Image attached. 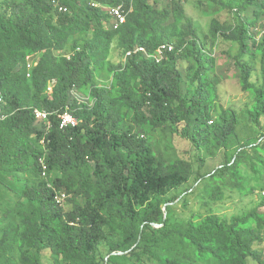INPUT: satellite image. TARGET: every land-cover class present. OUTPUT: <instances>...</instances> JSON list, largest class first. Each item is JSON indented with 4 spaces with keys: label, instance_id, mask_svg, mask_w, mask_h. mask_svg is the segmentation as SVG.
<instances>
[{
    "label": "trees",
    "instance_id": "obj_1",
    "mask_svg": "<svg viewBox=\"0 0 264 264\" xmlns=\"http://www.w3.org/2000/svg\"><path fill=\"white\" fill-rule=\"evenodd\" d=\"M53 1L0 0V89L9 113L0 121V171L18 174L26 183L11 204L10 189L0 181V217L11 218L1 229L0 264H43L45 252L51 264H110L115 253L137 249L158 264H264L259 207L170 224L164 207L179 199L182 187L206 178V162L198 158L197 172L186 160L167 163L135 131L170 125L199 153L233 147L241 116L216 106L217 88L210 81L209 55L224 44L238 47L234 65L252 99L246 117L262 126L264 39L258 43L256 37L264 27H257L264 0L220 2L225 9L237 4L241 12L255 7L256 17L236 29L213 19L208 33L187 15L184 0H162L160 7L158 0H133V11L118 30L109 26L105 5L124 1L129 9L130 0H57L68 11ZM174 33L189 48L175 45ZM71 41L73 53H63ZM164 44L174 50L157 63L153 56ZM114 46L122 56L139 47L145 52L115 65L109 61ZM259 50L261 70L254 82L250 61ZM28 56L36 61L32 69ZM184 56L194 62L187 86L180 68ZM105 66L113 77L111 88L95 84L96 72ZM74 93L88 94L93 105ZM36 108L52 112L50 129L36 120ZM64 111L79 120L77 127L60 128L58 115ZM129 119L134 126L126 124ZM253 149L264 164V140ZM41 159L48 166L47 180L41 177ZM224 167L243 181L238 158ZM48 185L70 195L64 206L56 204ZM214 192L225 195L221 186Z\"/></svg>",
    "mask_w": 264,
    "mask_h": 264
},
{
    "label": "rangeland",
    "instance_id": "obj_2",
    "mask_svg": "<svg viewBox=\"0 0 264 264\" xmlns=\"http://www.w3.org/2000/svg\"><path fill=\"white\" fill-rule=\"evenodd\" d=\"M21 2L22 0H16ZM184 6L187 15L193 19L203 33H208L212 20L217 23L236 29L240 22L246 19H253L255 16V7H251L245 12H241L237 4L231 8L225 9L223 4L229 3V0H184ZM242 2V1H241ZM162 0H158L159 7ZM240 4V3H239ZM260 12L257 18V27L261 28L264 24V8L258 10ZM172 42L176 45L180 43V39L175 33L172 35ZM187 48L188 46H183ZM73 41L67 44L63 53H73ZM189 48V47H188ZM238 47L231 44H224L220 50L210 54V81L217 88V99L215 104L228 110H233L241 116V123L237 130L238 138L235 140V145L226 152L222 147L213 148L212 152H198L193 145L173 134L170 125L157 129L150 130L148 127L139 129L135 127V131L144 139L149 140L155 155L167 163L176 162L178 160H186L194 165V169L198 171V158L205 160L207 172L206 178L197 182H191L189 185L181 188V196L175 202L164 207L167 218L170 224H183L190 219L203 217L210 212H217L228 216L244 214L254 208L259 207L264 213V164L258 162V157L261 154L257 153L253 147L259 144L264 136V118L262 126H256L250 123L246 117V110L251 102L250 93L243 90L241 83V72L236 69L233 57L237 54ZM181 52H179L180 54ZM257 58H252L251 65L255 70L253 81L257 82L256 74L261 70L260 57L262 50L255 52ZM40 54L36 56L39 57ZM35 58V59H36ZM109 61L112 64L118 65L126 62V56H122L120 51L114 46L109 55ZM194 66L193 60L184 56L181 57L180 68L184 74L185 84L186 74L189 68ZM112 74L108 71V66L95 74V84L102 88H111ZM80 102L93 105L88 94L74 93ZM215 121V118L213 119ZM127 125L134 126L129 119ZM262 139V140H261ZM239 159L242 163L243 181H237L232 172L224 167V164ZM264 158V157H263ZM257 165L258 171H255L254 165ZM210 173V174H209ZM215 175V176H213ZM216 177V178H214ZM212 182H211V181ZM0 181L3 185L9 187L7 200L13 204L18 196L21 195L25 188L24 178L18 174H4L0 171ZM221 186L224 189L225 195L220 198L215 195V189ZM0 190L4 192V188L0 186ZM1 200V196H0ZM14 220V219H12ZM11 221L10 216L0 217V235L1 229ZM160 227L159 225H155ZM258 246L264 247V241L258 243ZM161 253V251H158ZM114 254V253H113ZM127 254V255H126ZM117 258H111L110 264H158L156 260L150 258L143 249H137L134 254L128 255V252L115 253ZM125 255V256H124ZM182 259H187L183 255ZM108 259V257L106 258ZM194 261H196L194 255ZM43 264H51L48 252H45ZM250 264H258L256 260H251Z\"/></svg>",
    "mask_w": 264,
    "mask_h": 264
},
{
    "label": "built area",
    "instance_id": "obj_3",
    "mask_svg": "<svg viewBox=\"0 0 264 264\" xmlns=\"http://www.w3.org/2000/svg\"><path fill=\"white\" fill-rule=\"evenodd\" d=\"M56 6L59 8L60 11H68V7L59 5V1L54 0L53 1ZM93 6L95 7H100L102 6L98 2L92 3ZM106 10L108 13L111 15L112 19L110 21L109 26L112 27L113 30H118L121 26L125 25L127 23V19L129 14L133 11V0H130V8H126V3L124 1H121L118 4L114 5H105ZM264 39V27L258 30V35L256 37V40L258 43L262 42ZM174 50L173 45H168L164 44L161 45L156 52V55L153 56V58L156 60L157 63H160L163 61L165 57V53L172 52ZM138 52H145V49L142 47H139L135 49L133 52H128L126 58L138 53ZM70 56V55H69ZM33 56H28L29 64L28 67L29 69H32V67L36 64V61L33 60ZM48 91H52V85L49 86ZM6 100L3 91L0 89V121H4L9 117V113L6 110ZM34 114L36 117V120L39 122H43L46 126L47 129H50L51 127V120L50 116L52 115V112L43 110V109H38L36 108L34 110ZM59 120H60V128L62 130L68 129V128H75L79 125V120L69 111H64L59 113L58 115ZM40 163L42 164V174L41 177L44 180H47L48 178V166L45 162V159H41ZM49 188H53L52 185H48ZM54 189V188H53ZM55 191V196L54 200L56 204L59 206H64L65 202L67 199L70 197V195L66 191L58 190Z\"/></svg>",
    "mask_w": 264,
    "mask_h": 264
},
{
    "label": "water",
    "instance_id": "obj_4",
    "mask_svg": "<svg viewBox=\"0 0 264 264\" xmlns=\"http://www.w3.org/2000/svg\"><path fill=\"white\" fill-rule=\"evenodd\" d=\"M166 207V206H165ZM155 225H158V224H155ZM160 226V225H159ZM122 253V252H121Z\"/></svg>",
    "mask_w": 264,
    "mask_h": 264
}]
</instances>
